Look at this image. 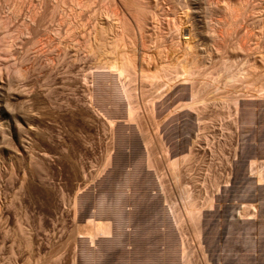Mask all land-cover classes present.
Returning <instances> with one entry per match:
<instances>
[{
  "label": "rangeland",
  "instance_id": "rangeland-1",
  "mask_svg": "<svg viewBox=\"0 0 264 264\" xmlns=\"http://www.w3.org/2000/svg\"><path fill=\"white\" fill-rule=\"evenodd\" d=\"M125 1L0 0V264H264V0Z\"/></svg>",
  "mask_w": 264,
  "mask_h": 264
},
{
  "label": "bare ground",
  "instance_id": "bare-ground-1",
  "mask_svg": "<svg viewBox=\"0 0 264 264\" xmlns=\"http://www.w3.org/2000/svg\"><path fill=\"white\" fill-rule=\"evenodd\" d=\"M119 1V0H118ZM123 1V0H122ZM125 1V0H124ZM131 1V0H130ZM154 1H156V0H154ZM111 2V1H110ZM115 3H116V1H114ZM121 2V1H120ZM128 1H125V2H123L122 4L124 5V3H127ZM132 2V1H131ZM157 2V1H156ZM186 2V1H185ZM184 2V3H185ZM109 3V2H108ZM111 3H113V2H111ZM129 4H130V2H128ZM141 3V2H140ZM150 3V2H149ZM110 4V3H109ZM108 4V5H109ZM121 4V3H120ZM128 4V5H129ZM132 4V3H131ZM130 4V5H131ZM134 4V3H133ZM145 4V3H144ZM143 4V5H144ZM147 5H148V3H146ZM183 4V3H182ZM186 4H187V2H186ZM107 5V6H108ZM126 5L127 4H125L124 6L126 7ZM129 5V6H130ZM188 5V4H187ZM128 6V7H129ZM133 6V5H132ZM131 6V7H132ZM185 6V5H184ZM109 7V6H108ZM137 8V7H136ZM126 9H128V8H126ZM122 10H125V9H122ZM137 10V9H136ZM131 11V10H130ZM133 11V10H132ZM138 11V10H137ZM124 12V14H125V11H123ZM122 12V13H123ZM128 12V11H127ZM132 13V12H131ZM130 12H129V14H131ZM134 13H135V11H134ZM134 13H132V14H134ZM126 16H128V15H126ZM126 16H124V18L126 17ZM135 16H136V14H135ZM106 17V16H105ZM107 17H108V15H107ZM118 17V16H117ZM123 17V16H122ZM122 17H121V19H122ZM129 17V19H130V16H128ZM131 17H132V15H131ZM109 18H111V17H109ZM124 18H123V20H124ZM121 19H119V20H121ZM127 20H128V18H126ZM126 19H125V21H126ZM132 19H133V17H132ZM136 19V21L138 20L137 18H135ZM110 20V19H109ZM109 20H107L108 21V23H109ZM122 20V21H123ZM105 21V20H104ZM124 22V21H123ZM102 23H104V22H102ZM125 23H127V24H130V22L128 23L127 21L125 22ZM125 23H124V28H125ZM98 24V23H97ZM106 24H107V22H106ZM122 24V22H120V25ZM107 26H109V28L107 27ZM107 26H105V24H101L100 23V25H99V27H98V33H97V35H98V40H97V44H95L96 45V47H97V50L98 51H102L103 53L105 52V51H107V50H109L110 49V51H112V48H114V47H112L111 48V46H112V44H114V43H112V42H114L115 40L110 36L109 38H112V40H110L109 41V39H106L105 38V36L107 35V33L106 32H108L113 26L111 25V22L109 23V25H107ZM110 26H112L111 28H110ZM121 26H123V25H121ZM128 26V25H127ZM132 26V25H131ZM129 27V26H128ZM126 28V29H128V30H131L130 28ZM136 27H138V26H136ZM123 28V27H122ZM123 28V29H124ZM109 29V30H108ZM122 29V30H123ZM133 30H132V32L136 29H134V28H132ZM138 29V28H137ZM108 30V31H107ZM128 30H127V32H128ZM111 31H112V29H111ZM124 31V30H123ZM137 31V30H136ZM97 32V31H96ZM126 32V33H127ZM130 32V31H129ZM109 33V32H108ZM113 33V32H112ZM106 34V35H105ZM110 34H111V32H110ZM129 34H131V32L129 33ZM96 35V36H97ZM114 35V34H113ZM124 36H126L125 34H124ZM130 36V35H129ZM127 37H128V35H127ZM116 39V38H115ZM114 40V41H113ZM117 41V40H116ZM115 41V42H116ZM112 43V44H111ZM117 45V42L113 45V46H116ZM96 49V48H95ZM201 49H204V48H201ZM109 51V52H110ZM202 51V50H201ZM204 52H205V50H203ZM113 52V51H112ZM206 54V53H205ZM207 55V54H206ZM126 56V55H125ZM125 56H122L123 58H124V60L122 61H120V62H116V61H114V60H108L107 59V61H105V63H107V67H108V69L109 70H111V69H113V70H115L116 71V75L118 76L117 78H119L120 80L122 79V76H124L125 75V73L127 74L128 72H130L131 71V69L132 70H134L133 71V73H135V72H139V70L138 69H136V66H137V64H136V66H135V64H134V62H136V61H131L130 59H127V58H130L129 56L127 57V58H125ZM120 58V59H123V58ZM248 62V61H247ZM251 64V63H250ZM249 65V64H248ZM135 66V67H134ZM253 66V65H252ZM251 66V67H252ZM250 67V66H249ZM134 68V69H133ZM138 68V67H137ZM191 68V67H190ZM135 69L137 70V71H135ZM246 69V68H245ZM250 69V68H249ZM112 70V71H113ZM166 70V69H165ZM141 71V70H140ZM245 71H247V70H245ZM189 72H192V70L191 71H189ZM189 72H188V74H189ZM248 73H250L249 71H247ZM172 73H174V74H176L177 76H179V75H182V74H184V73H187L186 72V70L185 69H181V67L180 68H177V69H174V71H170V70H168V72H165V74L167 75H170V74H172ZM113 74H115V73H113ZM131 75H132V73H130ZM138 74V73H137ZM140 74V73H139ZM141 74H142V76H143V74H144V72H141ZM158 74V73H157ZM163 74V73H162ZM234 74V73H233ZM243 74H246V72L245 73H243ZM128 75V74H127ZM135 75H136V73H135ZM145 76L147 75V74H144ZM139 76V75H138ZM145 76H143L144 78H145ZM153 76L154 75H152V79H153ZM159 76H160V74H159ZM159 76L157 77V78H159ZM172 76V75H171ZM185 77H186V75H184ZM183 76V77H184ZM235 76V75H234ZM243 76V75H242ZM131 77V76H130ZM134 77V76H133ZM140 77V76H139ZM148 76H146V78H147ZM150 77H148V79L150 78ZM167 77H169V76H167ZM166 77V78H167ZM125 78V77H124ZM123 78V79H124ZM156 78V79H157ZM173 78V77H172ZM229 78V77H228ZM233 78V77H232ZM137 79H140V78H138L137 77ZM156 79H154V81L156 80ZM161 79V77L159 78V80ZM170 79V78H169ZM180 79V78H179ZM182 79V78H181ZM184 79V78H183ZM192 79V78H191ZM115 80V79H114ZM147 80V79H146ZM185 80H186V78H185ZM152 81V80H151ZM162 81V80H161ZM192 81V80H191ZM156 82V81H155ZM199 84L201 85V87L202 88H205V87H207L208 85H209V83L205 80V81H200L199 82ZM199 85V86H200ZM193 86V85H192ZM191 86V87H192ZM256 88V87H255ZM258 89H259V87H258ZM257 89V90H258ZM125 90V89H124ZM192 90V89H191ZM199 90V89H198ZM260 90V89H259ZM262 92V91H261ZM197 94H198V91H192L191 92V94H190V100H191V102L189 103V104H187L190 108H193V104L195 105L197 102H196V97H197ZM255 94V93H254ZM257 94H260V93H257ZM264 94V93H263ZM199 98V97H198ZM189 100V101H190ZM198 101V100H197ZM187 103V102H186ZM185 105V104H184ZM186 105V106H187ZM178 107H180V106H178ZM205 107V106H204ZM130 108V107H129ZM189 108V109H190ZM194 109V108H193ZM202 109H203V107H202ZM174 110V109H173ZM174 112V111H173ZM127 116H128V118L129 119H131V117H132V108L131 109H128V111H127ZM166 161H168V159L167 160H165V159H163L162 160V162L163 163H165ZM178 161L179 160H175V161H173V162H169V165L171 166V167H169L170 168V170L172 171V174L174 175V176H176V177H178V175H180L181 174V176H183L184 175V173H182L181 172V170H179V167L178 166H176L177 165V163H178ZM250 164H254V161L253 162H250ZM254 165H256V164H254ZM251 167H252V165H251ZM255 167V166H254ZM186 178V177H185ZM189 204V203H188ZM191 204V203H190ZM197 205V204H196ZM255 205V204H254ZM253 204H250V205H246V206H243V208H242V211L243 212H245V213H253V214H255V211H252V208L251 207H256V206H254ZM189 208V207H188ZM187 208V209H188ZM251 208V209H250ZM185 210V209H184ZM189 210H190V215L191 216H193V224H191V226H192V228H190L191 229V231H192V233H193V230H194V233H195V231L196 230H199L200 229V227H201V224H202V222H201V219H200V216H198V213L196 212V209L194 208V207H190L189 208ZM185 212V211H184ZM182 213H183V210H182ZM188 216V215H187ZM186 216V217H187ZM91 221V222H90ZM89 222L91 223V225H90V227L91 228H89L90 229V231H91V235H94L95 234V231H96V229H97V224L94 222V220H90ZM103 225H106V226H108L109 227V224L107 223V224H101L100 226H103ZM86 226H88V225H86ZM88 229V230H89ZM87 230V231H88ZM89 232V231H88Z\"/></svg>",
  "mask_w": 264,
  "mask_h": 264
}]
</instances>
